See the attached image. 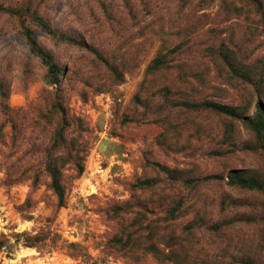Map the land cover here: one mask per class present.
<instances>
[{
  "label": "rangeland",
  "instance_id": "1",
  "mask_svg": "<svg viewBox=\"0 0 264 264\" xmlns=\"http://www.w3.org/2000/svg\"><path fill=\"white\" fill-rule=\"evenodd\" d=\"M200 1L185 0L182 5L179 0H0L4 6L36 10L54 30L81 44L53 39L29 15L24 17L38 45L63 70L65 107L69 117L80 121L71 122L66 136L87 146L82 174L75 179L73 166L65 168L66 203L57 208L42 171L52 127L41 113L47 105L44 90L52 92L58 87L45 83V68L29 53L18 19L0 14V241H7L0 249V264H177L150 253L136 255L134 260L107 245L119 225L129 224L134 216L132 212L111 217L110 207L133 202L135 196L146 197L131 192L136 178L160 175L152 164L183 169L190 176H224L231 169L247 168L264 178V154L240 149L244 142L254 141L241 120L232 122L238 148L230 151L221 145L227 119L170 103L210 100L241 105L251 88L230 80L225 65L211 54L222 42L229 47L236 43L250 63L264 59V29L250 33L244 15L221 12V0ZM232 1L245 7L243 1ZM250 16L259 24L260 17ZM185 37L189 39L186 50L169 55L170 67L145 78L148 63ZM96 52L119 66L121 83L114 84ZM163 86L171 90L169 101L156 96L151 110L133 99L138 94L142 102L147 101ZM220 147L224 151L217 154ZM36 173L38 184L32 188ZM165 191L169 199L177 198L181 187H165ZM182 192L186 212L176 220L177 235L183 234L184 226L199 212L211 221L221 219L223 194L252 203L260 200L257 194L227 187L224 180ZM28 195L31 208L26 215L30 219H25L16 207ZM251 211L248 207L239 210L247 215ZM154 214L147 215L148 220L141 217V225L151 222L150 218L157 220L151 223L160 224L164 210L156 208ZM224 216L231 218L232 213ZM39 231L58 237L38 249L14 243L15 233ZM193 234L194 239L185 244L191 248L181 251L187 263L181 264H236L229 262L230 256L252 254L259 237L258 229L240 225L217 234L197 227ZM66 244L80 248L70 250ZM261 259L258 264H264V253Z\"/></svg>",
  "mask_w": 264,
  "mask_h": 264
},
{
  "label": "trees",
  "instance_id": "2",
  "mask_svg": "<svg viewBox=\"0 0 264 264\" xmlns=\"http://www.w3.org/2000/svg\"><path fill=\"white\" fill-rule=\"evenodd\" d=\"M179 1L182 5H185V0ZM240 1L244 2L245 7L237 5L232 0H221V12L235 17H242L244 15L245 19L249 21L248 30L250 33L258 29H264L261 26V24H264V0ZM200 2L207 3L206 0H201ZM3 13L18 19L21 26L20 33L29 53L36 57L45 68V83L58 87L52 92L46 90L43 92V99L47 105L41 113V118L52 127V132L48 144L43 151L41 165L42 171L48 178L47 188L55 196L56 207L62 208L66 203L65 168L71 164L75 171L74 178H78L84 169L83 163L87 153V146L77 138L68 139L66 136L71 122L78 124L80 121L68 116V110L64 103V93L61 90L62 83L60 76L63 70L54 62L51 53L38 45L34 37V31L24 23V17L29 15L35 26L53 39L68 45L77 46L81 44L74 38L54 30L36 10H31L28 6L10 7L0 4V14ZM251 14L260 17L259 24L252 22ZM188 43L189 39L185 37L171 50H165V53H158L146 66L145 78L148 75L166 71L170 67L169 55L186 50ZM231 45L232 47H229L222 42L218 49L215 51L211 50V54H216L225 65L227 70L225 74L230 77V80H237L246 87L251 88V92L247 93L241 105L234 106L210 100H203L201 102L189 100L173 102V100H170V103L174 106H181L194 111L213 113L227 119L224 125V136L221 145L228 146L230 151L238 148L233 138L232 122L234 120H241L248 132L253 136L254 141L252 143L244 142L240 146V149L242 151L261 152L264 154V59L259 58L250 63L247 61V57H244L246 55H242L240 46L234 42ZM95 55L113 76L114 84L121 83L123 72L119 69V66L104 59L97 52ZM141 87L145 88L143 83ZM100 90H105V88ZM157 94H151V97L143 102L138 94H135L133 99L138 104L143 105L146 110H151L152 99L155 100L156 96L160 95L165 102H168L171 90L169 87L163 86L158 90ZM0 95L3 97L1 87ZM5 110L7 111L6 107ZM222 151H224V148L220 147L216 153L219 154ZM152 165L156 167L155 170L160 175L136 178L130 185L131 192H141L146 197L140 200L135 196L133 202L127 201L120 205L115 204L108 210L109 215L114 218L121 217L124 213H134L130 223L120 224L117 231L109 238L107 242L108 247L134 260L137 259L136 255L150 253L158 259H163L164 262L181 264L182 262L187 263L186 254L181 251L191 248L185 244L190 243L194 239V228L200 227L207 233L217 234L221 233L223 229L240 225L258 229L257 246L252 250V254L250 255L230 256L229 262L236 264H258V262L262 261L261 257L262 253H264V178L255 170L247 168L231 169L224 176L222 174L190 176L183 169H170L159 164ZM162 175L166 179L162 180ZM38 180L39 176L36 173L32 179V188L38 184ZM219 180H224L225 185L229 188L257 194L260 200L252 203L223 194L219 201V214L223 215L221 219L211 221L206 218L205 213L199 212L184 226L182 229L183 234L177 235L176 220L186 212L184 209L185 196L182 191L187 190L192 192L206 182ZM175 185L181 187V194H178L177 198L169 199V193L165 191V187ZM242 207L250 208L252 210L251 215L239 212ZM30 208V195L27 196L22 204L16 207L17 211L25 219H30V216L26 215V212ZM156 208L164 210V216L159 221L160 224L151 223L157 220L149 217L151 222L142 226L140 222L141 217L148 220L147 215L151 217L155 215L154 209ZM226 212L232 213V217L227 218L224 216ZM57 237L56 234L51 236L50 233L43 231L34 234L26 232L13 234L15 244H20L25 248L36 249L45 245L48 239L52 243L55 242ZM6 243L7 241L1 240L0 249ZM65 247L70 250H78L80 248L77 244H66Z\"/></svg>",
  "mask_w": 264,
  "mask_h": 264
}]
</instances>
